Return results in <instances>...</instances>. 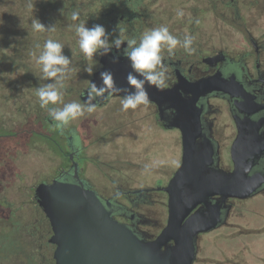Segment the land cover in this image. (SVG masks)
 <instances>
[{
  "label": "flooded vegetation",
  "instance_id": "af4514ba",
  "mask_svg": "<svg viewBox=\"0 0 264 264\" xmlns=\"http://www.w3.org/2000/svg\"><path fill=\"white\" fill-rule=\"evenodd\" d=\"M161 1L120 0L116 4L111 0H65L64 6V0H55L54 3L52 0H0V241L3 259H9L8 262L57 264L54 257L56 245L51 242L53 228L38 204L36 189L40 184L58 181L94 191L113 219L148 241H155L168 223L169 194L165 188L184 157L183 132L172 126V110H163L155 101L149 100L147 105L125 113L119 103L123 96L115 93L110 96L105 92L104 96L92 101L96 105L94 112H86L61 131L54 127L47 110L38 104L36 89L49 81L37 78L41 73L33 53L38 55L36 44L42 46L47 39L64 45V54L71 58L69 67L73 71L62 90L64 102L85 104L89 99V88L103 64L100 56L94 57L92 62L85 60L74 29L68 27L73 23L70 13L79 11L80 19L87 21L88 27L101 24L110 34L122 22L121 28L127 39L139 38L144 31L162 25L181 39L185 34L193 36L190 53L182 48L172 56L163 53L170 73L165 89L205 78L228 83L229 92L212 91L199 98L201 136L212 147V167L232 172L235 169L234 156L240 153L236 145L241 135L246 142L242 148L243 153L246 150L247 166L251 165L247 178L258 179L260 185L247 199L230 198L226 201L220 223L195 238L192 264L248 263L234 256H222L224 260L220 263L204 255V251L210 235H220L223 229H231L227 237L232 238L264 235V215L256 226L247 223V227L241 228L230 223L233 218H238L233 216L238 215L234 211L243 208L242 204L247 202V213H251L248 201L264 200V29L256 34L252 12H249L252 7L256 8L255 4H264L260 0H247L246 22V14L240 6L244 0H169L176 4V8L164 14L156 10ZM62 8L63 16L59 11ZM179 10L184 11L183 17L177 16ZM34 17L46 26L56 24L57 30L33 32L31 20ZM207 17H211L216 25H227L233 32L225 40L214 41L213 34L207 36L200 26L203 21H209ZM232 34L240 35L239 46L231 42ZM112 55L120 60L126 59L123 46L120 52L113 49ZM89 63L93 66L91 75L85 71ZM108 122L113 124L110 128H107ZM156 132L174 133L177 146L175 166L161 176L156 175L158 172L148 163ZM103 134L111 136L108 141L116 136L132 142L135 152L125 158H112L106 152L96 154L97 147L107 142ZM197 141L203 147L202 139ZM135 142H146L143 153H139ZM26 146H38L39 151L49 146L51 162L34 173L30 186L20 189L21 196L26 199L23 205L16 212L11 207L4 210L2 206L11 193V182L4 183L1 177L13 163L11 152ZM39 151L38 155L43 157ZM146 165L149 166L147 171ZM118 166L131 167V171L126 174ZM155 181V186L146 184ZM134 183L143 186H134ZM218 198H211L210 204L216 205ZM157 204L161 206L160 212ZM257 259L259 264H264L262 258Z\"/></svg>",
  "mask_w": 264,
  "mask_h": 264
},
{
  "label": "water",
  "instance_id": "95a60500",
  "mask_svg": "<svg viewBox=\"0 0 264 264\" xmlns=\"http://www.w3.org/2000/svg\"><path fill=\"white\" fill-rule=\"evenodd\" d=\"M114 58L112 54L101 57L103 67L92 83L101 84L100 72L108 71L115 87L130 88L127 81L132 71L130 62L127 59L114 62ZM145 88L150 101L173 111L172 126L183 132V162L165 188L169 194L168 223L155 241H148L113 219L94 191L58 181L40 184L36 189L38 204L53 228L51 242L56 245L57 264H192L195 238L220 223L226 201L247 199L259 187L258 179L247 178L251 165L247 166L246 150L243 153L242 148L246 142L241 135L236 145L240 153L234 156L232 172L212 167V147L201 136V109L197 102L212 91L229 92L226 81L205 78L163 91L154 86ZM199 138L203 147L197 141ZM214 196L219 197L218 203L211 205Z\"/></svg>",
  "mask_w": 264,
  "mask_h": 264
},
{
  "label": "clouds",
  "instance_id": "9594fccd",
  "mask_svg": "<svg viewBox=\"0 0 264 264\" xmlns=\"http://www.w3.org/2000/svg\"><path fill=\"white\" fill-rule=\"evenodd\" d=\"M47 2V0H45ZM54 3L55 0H52ZM120 0H111V3L119 4ZM65 6V0H64ZM60 15L63 16L64 8L60 9ZM178 17L185 15L183 10L177 11ZM69 29H74L77 36V43L80 52L86 61L92 62L94 57H106L113 53L120 52L123 46V56L130 62L131 72L128 73L127 81L130 88L121 89L114 86V80L111 72H100L101 84L93 82L88 91V101L85 104L79 102L65 103L63 100V89L65 81L73 71L70 63L71 58L64 54V45L60 42L47 39L41 46L36 44L39 54L35 57V62L39 66L41 75L37 77L41 80L49 81L48 83L36 89L38 104L41 109H46L48 116L54 123V127L63 130L71 122L83 117L85 113H92L96 110V105L92 101L97 97L104 96L108 92L111 96L114 93L123 92L124 95L119 103L122 112L136 110L139 106L147 105L149 97L145 85L154 86L163 91L168 87L170 73L164 62V52L169 56L175 54L178 48L191 52L194 43V37L185 34L183 38L173 35L167 26H159L144 31L139 38L127 39L120 22L110 34L101 24H94L92 27L87 26V21L80 19L79 11L70 13ZM79 21V23H76ZM31 29L36 33L55 32L56 24L45 25L38 18L31 20ZM118 57L114 58L115 60ZM85 71L91 75L93 66H89ZM63 105L62 107L58 105ZM149 166H145V171Z\"/></svg>",
  "mask_w": 264,
  "mask_h": 264
},
{
  "label": "rangeland",
  "instance_id": "374dc122",
  "mask_svg": "<svg viewBox=\"0 0 264 264\" xmlns=\"http://www.w3.org/2000/svg\"><path fill=\"white\" fill-rule=\"evenodd\" d=\"M260 2L264 4L263 0H260ZM240 6L241 11L246 14L247 22V0H244ZM255 6L256 8L252 7L249 9V12H252V14H250L251 19L253 22H255L256 26L253 28V30L256 32V34H258L261 32L260 29H264V5H259V3H257ZM156 8L157 12L164 14L166 11L169 12L171 9H175L176 4L169 0H162L159 4H157ZM207 18L209 21H203L200 26L203 30H205V34L207 36L213 34L214 41H218L219 39L225 40L228 34L233 32L227 25L223 26L221 23L216 25L211 17ZM231 37L233 38L231 42H235L236 46H239L240 35L232 34ZM112 125L113 124L109 123L107 128H110ZM102 137L105 138L107 142L106 144H100L97 147L99 149L96 150V154L100 152H106L108 155H112V158H115L116 156L125 158L131 157L132 153L135 152L136 147H132V142H125L121 140L120 137L116 136L113 138V140L108 141L111 139V136H105V134H103ZM140 137L144 141H147V139L145 140V137L142 135ZM154 140L155 143L152 146L153 149L150 153L148 163L158 172L156 175L161 176L165 170L175 166V154L177 146L175 145L174 133L169 135L163 132H156ZM46 142L47 141H43V143ZM135 145L138 147L139 153L144 152L146 148V142H142L140 144L135 142ZM38 146H26L19 151L11 152L10 160H12L13 163L6 172H3L1 177L4 183L8 181L11 182L9 187V191L11 193L8 195L7 202L2 206L4 210H7L11 207L12 211L16 212V209L23 205L26 199L21 196V191L24 190V188L30 186L32 182L31 178L35 172L39 171L42 167L48 165L51 162L49 151L47 150L49 146H46L44 151H39ZM38 151L43 154V157L38 155ZM118 167H120V169L126 174L131 171V167L128 166ZM146 184L155 186L156 181L153 183L146 182ZM133 185L143 186L142 183H134ZM1 187L2 186L0 185V189H2ZM248 205L251 208V213H247V202H245L241 205L244 206L243 208L239 207L234 211L238 215L233 216H238V218H233L230 223H235L241 228H245L247 227V223H250V226H256L258 222H262L261 215H264V200L256 198L254 200L248 201ZM156 207L160 212L161 206L157 204ZM220 232V235H218L219 233L210 235V241L207 242L208 246L206 247V251H204V255L209 256L211 259L219 260L220 263H222L224 260L222 256L229 258L234 256L241 261H247V264H259L257 262V258H262L264 260V235L250 236L248 238H232L227 237L232 232L231 229H223ZM2 248V242L0 241V264H19L15 261L8 262L9 259H3L4 253L1 251Z\"/></svg>",
  "mask_w": 264,
  "mask_h": 264
}]
</instances>
